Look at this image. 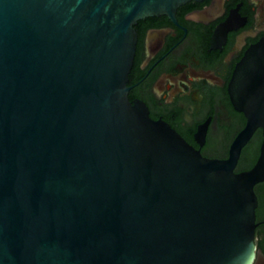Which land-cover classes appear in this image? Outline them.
I'll list each match as a JSON object with an SVG mask.
<instances>
[{
    "label": "water",
    "instance_id": "95a60500",
    "mask_svg": "<svg viewBox=\"0 0 264 264\" xmlns=\"http://www.w3.org/2000/svg\"><path fill=\"white\" fill-rule=\"evenodd\" d=\"M188 1L0 0V264H264V35L226 84L245 121L225 159L126 96L132 25L165 15L185 31L174 13ZM256 129V159L235 172Z\"/></svg>",
    "mask_w": 264,
    "mask_h": 264
},
{
    "label": "flooded vegetation",
    "instance_id": "af4514ba",
    "mask_svg": "<svg viewBox=\"0 0 264 264\" xmlns=\"http://www.w3.org/2000/svg\"><path fill=\"white\" fill-rule=\"evenodd\" d=\"M212 5L215 11L203 20L188 16ZM229 14L231 27L216 35ZM174 18L185 31L165 15L146 16L132 25L126 96L141 101L149 118L162 120L201 156L225 159L245 121L231 105L226 84L242 52L264 35V0L188 1L176 8ZM260 139L256 129L240 149L235 172L252 166ZM262 184L254 185V194L264 198ZM257 194L253 242L264 255V201L258 203Z\"/></svg>",
    "mask_w": 264,
    "mask_h": 264
},
{
    "label": "trees",
    "instance_id": "16d2710c",
    "mask_svg": "<svg viewBox=\"0 0 264 264\" xmlns=\"http://www.w3.org/2000/svg\"><path fill=\"white\" fill-rule=\"evenodd\" d=\"M259 186H262L264 188V184L259 185ZM253 191H254V186H253ZM255 194H257V193H255ZM259 196H260V194H257L258 203H260V202L262 203L264 201V198L263 197H259Z\"/></svg>",
    "mask_w": 264,
    "mask_h": 264
}]
</instances>
